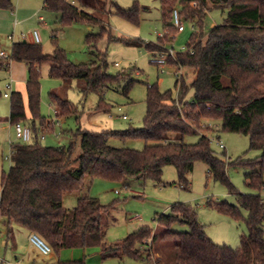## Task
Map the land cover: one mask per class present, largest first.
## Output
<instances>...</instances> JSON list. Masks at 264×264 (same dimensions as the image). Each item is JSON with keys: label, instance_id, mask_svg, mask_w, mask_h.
I'll use <instances>...</instances> for the list:
<instances>
[{"label": "trees", "instance_id": "trees-1", "mask_svg": "<svg viewBox=\"0 0 264 264\" xmlns=\"http://www.w3.org/2000/svg\"><path fill=\"white\" fill-rule=\"evenodd\" d=\"M114 5L116 9L109 8L106 0H44L43 8L56 13L63 27L79 22L100 26L99 35H88L91 44L106 35L119 39L97 14L115 13L138 23L135 17L141 9L138 4L132 9ZM0 9L13 12V1L0 0ZM177 9L183 20L194 22L200 30L190 37L187 47L191 50L179 52L169 63L193 69L195 78L191 82L184 77L177 78L175 94L170 90L161 92L158 85L149 87L147 113L139 129L101 133L79 129L68 146L43 145L40 132L53 131L55 125L40 112L42 65L51 66V78L69 83L83 81L80 93L83 97L97 93L102 109L109 108L104 99L105 90L119 87L128 75L108 73L103 56L99 63L75 65L64 50L57 48L52 54H45L41 44L27 41L14 43L9 58H0V69L8 67L12 61L27 65L28 109L32 116L27 118L22 94L13 92L9 121L13 126L17 123L29 126L32 142L17 141L11 145V165L9 171L3 173L0 217L9 227L18 225L35 233L57 255L67 249L98 247L103 259L128 256L143 259L148 264H264V0H161L165 34L157 43L138 41L136 45L153 56L162 54L178 33L172 22ZM212 9L228 13L221 25L206 34L203 20ZM58 31L53 32V39L57 38ZM203 34H206L205 40ZM132 84V80L126 84L124 94L128 95ZM50 98L58 105V117H79L78 107L69 99L58 93H51ZM210 120H219L222 131L247 136L250 150H260L262 155L228 161L215 152L206 135H201L196 143L185 142L186 137L209 130H204L203 125ZM113 138L142 139L146 146L143 151L115 148L109 144ZM78 139L82 153L74 158ZM196 162L205 163L209 175L224 184L237 200L236 205L212 200L208 205L234 220H239L242 210L247 212L248 233L238 250L218 245L209 238L196 210L189 204L177 203L170 214L156 219L164 228L161 239L171 241L173 247L169 253L150 247L146 257L141 246L149 239L153 243L157 236L151 227L142 226L113 247L106 243L103 231L104 219L112 206L88 196L79 198L74 209H67L63 204L64 196L79 191L87 176L121 183L128 178L161 181L164 168L173 166L182 188H187L188 176ZM231 165L251 169L245 173V180L257 194L236 189L227 174ZM175 225H185L188 231L176 232ZM154 255L159 256L158 260L153 261ZM58 264L86 262L72 260Z\"/></svg>", "mask_w": 264, "mask_h": 264}, {"label": "rangeland", "instance_id": "rangeland-1", "mask_svg": "<svg viewBox=\"0 0 264 264\" xmlns=\"http://www.w3.org/2000/svg\"><path fill=\"white\" fill-rule=\"evenodd\" d=\"M12 1L15 8L14 13L11 10L0 9V49L6 51L9 55L12 48V42L8 40L9 35L14 32L20 35L22 32L27 33L39 29L42 38L41 46L45 54H52L55 49L60 48L67 53L68 59L75 65L99 63L100 57L103 56L108 64V73L112 75L127 73L128 75L119 87L105 90L104 99L109 108L102 109L99 108L100 96L97 93H90L87 97H83L78 91V87L83 85V81L73 80L69 83L51 78V66L48 64L42 65L40 69L41 116L51 122L55 118L54 112H59L58 105L50 98L51 93H58L69 99L79 110V117L76 115L59 117L62 125L61 129H57L59 137H55L52 131L45 130L46 139L41 141L43 145L68 146L74 139L73 135L79 129L101 133L142 128L147 113L146 101L149 86L158 85L161 92L170 90L175 94L177 67L169 63L171 58L168 60V65L164 66L165 72L162 73V68L154 62L158 56L154 57L144 47L136 45L138 41L157 43L159 37L165 34L161 14V0H111L108 4L109 8H115L114 4H116L122 9H132L135 3L138 4L141 7L135 14L138 23L125 20L115 13L113 15L97 14L111 27L114 37L119 39H110L109 35H106L91 44L88 42V35H99L101 33L100 26L79 22L63 27L60 25L56 13L43 8L44 0H21L19 3H17V0ZM227 13V10L222 11L220 9L207 11L203 20L204 33L207 34L212 28L221 25L226 19ZM39 16L43 17L44 22L39 21ZM180 18L183 20L181 16ZM183 23L186 32L177 33L166 45L167 49H172L177 53L186 48L191 35L200 30L192 21L183 20ZM55 30L59 31L57 38L53 39ZM206 34H203V40H205ZM199 35L200 33H198ZM125 41L130 43L126 44ZM166 53L165 50L159 55H165ZM182 74L188 82H191L195 76L194 70L191 68L182 69ZM131 80L133 84L128 95H126L124 94V88ZM8 81V73L4 69H0V119H7L10 114L11 97H4V93L7 92L6 83ZM122 115H127L129 120H123ZM203 127L204 130H209H205L197 136H188L185 142L193 144L199 140L201 135H206L211 139L212 148L215 152L228 161H234L241 157L255 159L262 155L260 150H250V140L247 136L222 131L219 120H210ZM218 141H221L226 149H221ZM109 144L115 148H128L136 151H143L146 146L145 141L142 139L113 138L110 139ZM81 153L82 149L78 139L74 158L79 157ZM9 154L8 152L6 156L8 157ZM6 158H4L5 170L9 171L11 162ZM250 171L251 169L242 166L231 165L227 168L228 177L238 191L257 194L247 186L245 180V173ZM188 178L189 186L184 188L183 185L182 188L177 170L173 166L164 168L161 181L128 178L125 183H121L104 179H92L87 176L84 179L83 187L79 191L66 195L64 207L74 209L78 204V199L82 197L98 198L103 205L112 206L110 214L103 222V231L108 245L114 247L142 226H149L157 234L150 247L160 251V253H169L173 243L161 239L164 228L155 220L163 214H170L175 204L185 203L196 210L198 220L205 226L209 238L218 245H227L234 250H238L242 238L248 233L247 212L242 210L239 220H234L208 205L210 200L226 201L236 205L237 200L229 194L224 184L209 175L208 166L205 163L196 162L194 171ZM173 230L186 232L188 227L175 225ZM3 237L5 235L0 234V259L3 257L4 252L1 247ZM150 247L143 243L141 246L143 256L146 257L147 249ZM24 251V253L28 251L27 247L24 248ZM83 254V250H75L62 251L59 255L52 253L48 256H41L38 254L37 249L33 247L30 258L33 264H58L59 260L66 261L67 259L83 258L84 256H86L84 259L88 264H148L143 259L128 256L103 259L101 249L98 247L90 248L84 256ZM158 258V255H154L153 261L158 260Z\"/></svg>", "mask_w": 264, "mask_h": 264}, {"label": "crops", "instance_id": "crops-1", "mask_svg": "<svg viewBox=\"0 0 264 264\" xmlns=\"http://www.w3.org/2000/svg\"><path fill=\"white\" fill-rule=\"evenodd\" d=\"M21 0H17V3H19ZM107 1V0H106ZM111 0H108V4ZM44 5V4H43ZM42 17V16H39ZM40 21V20H39ZM44 22V21H43ZM186 30L183 32L185 33ZM16 36V42L22 41L20 39V35H17L14 32ZM13 45V44H12ZM12 49V48H11ZM151 54V53H150ZM153 55V54H151ZM8 73V83L12 82V94L13 92H19L22 94L25 108H26V115L27 118L30 119L31 113L28 109V95H27V81H28V67L25 63L22 62H14L12 61L10 65L6 68H2ZM195 75V73H194ZM195 76L192 78V81L194 80ZM78 91L80 92V88L78 87ZM5 97V95H4ZM9 98V97H5ZM10 115V114H9ZM123 116V115H122ZM59 119V117H58ZM123 119V118H122ZM54 120V119H53ZM52 120V121H53ZM124 120V119H123ZM51 121V122H52ZM62 126V125H61ZM61 127H54L52 134L55 137H59V133H57V129ZM43 135L44 139H46V134L44 131L40 132V136ZM42 141V139H41ZM16 141V135H15V129L14 126L10 123L9 117L7 119H0V194L2 191V177L5 170L4 165V158H6V154L11 152V145ZM67 195V194H66ZM64 196L63 204L67 196ZM0 234L5 235L1 239V247L4 249L3 257H1L0 264H33L32 259L30 258V253L35 247L32 245V243L29 240V236L32 234L28 230L18 226V225H12L8 226L6 223H4L3 219L0 217ZM27 247L28 251L24 253V248ZM35 249H37L35 247ZM90 249H67L63 250L65 251H75V250H83V253ZM38 251V249H37ZM38 254L42 256V254L38 251ZM83 254V256H84ZM44 256V255H43ZM86 256L83 258H71L67 259L66 261H72V260H85ZM60 262V260H59ZM58 262V263H59ZM86 262V261H85ZM88 264V262H86Z\"/></svg>", "mask_w": 264, "mask_h": 264}, {"label": "built area", "instance_id": "built-area-1", "mask_svg": "<svg viewBox=\"0 0 264 264\" xmlns=\"http://www.w3.org/2000/svg\"><path fill=\"white\" fill-rule=\"evenodd\" d=\"M39 20H40V22H43V17H39ZM172 22H173L175 28L177 29L178 33H183L186 30L185 25L183 23V20L180 18L178 10H174ZM193 29H195V28L193 27ZM20 39L22 41H27L31 44H41V42H42L41 32L39 29H34V30H31L27 33L22 32L20 34ZM8 40L10 42H12V44L16 43L15 34L13 33V34L9 35ZM165 50L167 52L165 55H159V54L154 55V57L158 56V58L154 62L162 68V73L165 72L164 66L168 65V60L170 58L175 59L177 54L179 53V52L178 53L175 52L172 49L165 48ZM190 50L191 49L186 47V48H183L181 52H188ZM9 56L10 55L6 51L0 49V58L1 59H8ZM182 69L183 68L177 67L176 73H177L178 79H181L183 77ZM149 87H151V86H149ZM4 95H5V97H11L12 96V82L7 84V92H5ZM121 110L122 109L120 108V111ZM54 115H55V118L52 121V123H54V125L56 127H61V123L58 119V112L55 111ZM122 118L124 120H129L127 115H123ZM14 129H15L16 141H20V142L26 143V144L32 142V132H31V129L29 126L24 125L22 123H17L16 125H14ZM40 138L43 140L44 136L41 135ZM218 145L221 149H226L225 145L221 141H218ZM10 158H11V152L6 159L10 160ZM117 193H119V191H117ZM262 196L264 198V188L262 190ZM0 201H1V196H0ZM29 240L32 243V245H34L42 255L48 256V255H51L53 253L51 247L44 240H42L38 235H36L35 233H32L29 236ZM145 243H146V246L150 247L151 243H152L151 239L146 240Z\"/></svg>", "mask_w": 264, "mask_h": 264}]
</instances>
